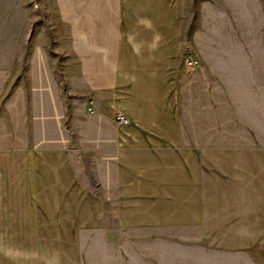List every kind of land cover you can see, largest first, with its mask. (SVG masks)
Segmentation results:
<instances>
[{
    "label": "crops",
    "instance_id": "1",
    "mask_svg": "<svg viewBox=\"0 0 264 264\" xmlns=\"http://www.w3.org/2000/svg\"><path fill=\"white\" fill-rule=\"evenodd\" d=\"M183 1L17 0L23 15L54 10L77 29L69 39H88L76 106L53 66L25 78L0 67V221L31 237L35 264H123L113 223L174 230L192 264H264L262 136L216 126L218 108L233 109L221 123L246 125L260 106L201 99Z\"/></svg>",
    "mask_w": 264,
    "mask_h": 264
},
{
    "label": "rangeland",
    "instance_id": "2",
    "mask_svg": "<svg viewBox=\"0 0 264 264\" xmlns=\"http://www.w3.org/2000/svg\"><path fill=\"white\" fill-rule=\"evenodd\" d=\"M183 2L189 15V39L193 32L197 50V54L188 52L187 55L199 61L201 99L207 100V92L212 93V90L216 99L226 100L228 104L239 103L245 98L258 102L257 116L253 114L248 118L246 125L221 123L232 117L233 109H216L221 116L217 118L220 122L216 126L223 127L226 132L234 128L238 133L239 126H245L248 135L262 136L252 142L264 148V0ZM16 5L17 0H0V67L7 66L13 74L25 78L32 68L53 66L63 94L71 97L73 106L79 105L77 92L81 85L82 63L77 55H85L88 51V39H69L76 35L77 29L65 27L54 10L46 11L36 4L33 13L23 15ZM49 7L53 8L52 5ZM17 35H24L25 39H16ZM103 44L98 52L103 59L97 62L106 66L110 59L107 43ZM17 52L23 53L22 69L16 66ZM41 53L49 54V62L41 58ZM63 68L67 70L63 72ZM202 116L201 113V119ZM219 142L225 144L234 140ZM9 223L0 221V264H35L31 237L21 233L19 223H12V226ZM111 230L116 242L114 249L118 248L123 264H192L191 248L182 245L181 241L179 244V236L174 230L157 235L128 233L114 223Z\"/></svg>",
    "mask_w": 264,
    "mask_h": 264
},
{
    "label": "built area",
    "instance_id": "3",
    "mask_svg": "<svg viewBox=\"0 0 264 264\" xmlns=\"http://www.w3.org/2000/svg\"><path fill=\"white\" fill-rule=\"evenodd\" d=\"M184 63L191 71H197L199 70V61L196 58H193L192 56L186 55L184 58ZM89 112L92 113V109L89 110ZM113 119L115 122H124V117L119 113H114Z\"/></svg>",
    "mask_w": 264,
    "mask_h": 264
}]
</instances>
